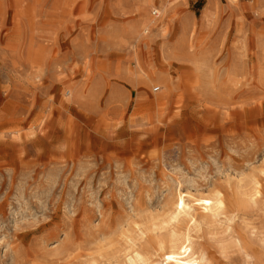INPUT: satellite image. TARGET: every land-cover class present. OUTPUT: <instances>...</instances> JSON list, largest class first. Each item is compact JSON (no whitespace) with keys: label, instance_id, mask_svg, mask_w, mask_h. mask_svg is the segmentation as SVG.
Here are the masks:
<instances>
[{"label":"rangeland","instance_id":"1","mask_svg":"<svg viewBox=\"0 0 264 264\" xmlns=\"http://www.w3.org/2000/svg\"><path fill=\"white\" fill-rule=\"evenodd\" d=\"M168 1L0 0V264H264V0Z\"/></svg>","mask_w":264,"mask_h":264},{"label":"bare ground","instance_id":"2","mask_svg":"<svg viewBox=\"0 0 264 264\" xmlns=\"http://www.w3.org/2000/svg\"><path fill=\"white\" fill-rule=\"evenodd\" d=\"M161 5L162 6L159 8V11L166 12L167 9L169 8L170 2L168 0H163ZM148 6H151V0H140V2L137 5L136 10L137 11H145ZM158 26H159V20L158 19H151V18H148L145 16V17L140 19V22L138 25L133 24V26H131V30H132L133 34L136 35L140 32L139 31L140 27H144V28L147 27L150 29H155V28H158ZM196 203H197V205L193 206L194 208H196V209L203 208V210L207 211V212H212V210L214 208H222L224 206V201L220 197H217L216 199H198L197 201H195V204ZM190 209L191 208L188 207V204L186 203L184 197L182 195H180L178 200L175 203V212L173 214V217L171 215L172 220H171V217H170V220L173 223H177L180 220V217L182 215L186 216V217H190L191 219H193L192 215L190 214ZM175 234H173V235L175 236ZM172 238L175 239L176 237H172ZM174 242H177V239ZM248 250H250V249H248ZM245 251H246L245 252L246 257H244V259L245 258L251 259V256L248 253V251L247 250H245ZM164 257H167V264H173V263L174 264H202V262L204 260V258L200 259L197 257V254L192 247V244H191L189 237H187L185 242H183L180 246H178V247L174 246L172 251L168 254H165ZM140 259H141V256L138 253H136L135 259H131V264L136 263V260H140ZM250 261L248 260V262H250Z\"/></svg>","mask_w":264,"mask_h":264},{"label":"crops","instance_id":"3","mask_svg":"<svg viewBox=\"0 0 264 264\" xmlns=\"http://www.w3.org/2000/svg\"><path fill=\"white\" fill-rule=\"evenodd\" d=\"M136 4H137V3H136ZM137 5H138V4H137ZM134 8L136 9L137 7H134ZM135 9H134V10H135ZM129 10H131V9H129ZM167 10H168V9H167ZM139 22H140V20H137V21H135V22H132V23L128 24V26H127L128 30L130 29V28H129L130 26H133V24H134V25H136V24L138 25ZM129 32H130V31H129Z\"/></svg>","mask_w":264,"mask_h":264},{"label":"built area","instance_id":"4","mask_svg":"<svg viewBox=\"0 0 264 264\" xmlns=\"http://www.w3.org/2000/svg\"><path fill=\"white\" fill-rule=\"evenodd\" d=\"M152 15L157 17L158 16V11L157 10L153 11Z\"/></svg>","mask_w":264,"mask_h":264}]
</instances>
